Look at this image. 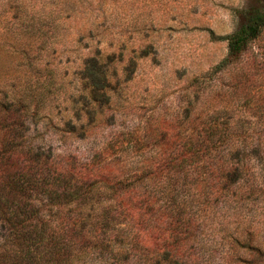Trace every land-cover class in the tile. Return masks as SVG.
I'll return each instance as SVG.
<instances>
[{
	"label": "rangeland",
	"instance_id": "1",
	"mask_svg": "<svg viewBox=\"0 0 264 264\" xmlns=\"http://www.w3.org/2000/svg\"><path fill=\"white\" fill-rule=\"evenodd\" d=\"M60 1L28 2L20 17L0 5V152L17 128L20 147L100 164L117 180L140 182L131 194L158 200L171 193L167 165L186 145L217 129L245 131L244 178L259 192L224 194L185 213L189 232L180 229L159 264H264V29L238 61L216 70L228 56L220 38L264 2ZM216 171L207 167L203 180L221 181ZM145 248L157 252L151 240Z\"/></svg>",
	"mask_w": 264,
	"mask_h": 264
},
{
	"label": "trees",
	"instance_id": "2",
	"mask_svg": "<svg viewBox=\"0 0 264 264\" xmlns=\"http://www.w3.org/2000/svg\"><path fill=\"white\" fill-rule=\"evenodd\" d=\"M32 1L47 0H0V5L20 17ZM263 29L264 11L249 10L238 30L220 38L228 43V56L216 70L238 61ZM4 103L16 113L22 110L15 100ZM219 131H211L196 147L186 145L180 158L169 161L171 193L157 200L131 194L140 182L117 180L100 164L20 147L22 134L16 128L9 147L0 152V264H89L105 255L104 263L117 264L119 257L131 258L133 253H141L144 264H159L176 249L180 229L189 232L192 222L183 218L185 213L224 194L248 192L250 197L259 192L255 182L244 178V158L250 153L245 131ZM218 142L226 147L211 150ZM207 167L213 172L216 168L221 181L203 180ZM149 240L157 250L150 257L145 248Z\"/></svg>",
	"mask_w": 264,
	"mask_h": 264
}]
</instances>
